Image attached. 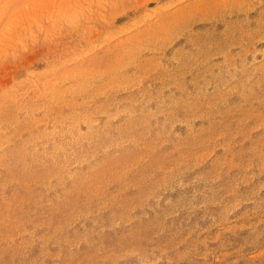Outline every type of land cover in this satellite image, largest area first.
I'll use <instances>...</instances> for the list:
<instances>
[{"label":"rangeland","instance_id":"rangeland-1","mask_svg":"<svg viewBox=\"0 0 264 264\" xmlns=\"http://www.w3.org/2000/svg\"><path fill=\"white\" fill-rule=\"evenodd\" d=\"M0 264H264V0H0Z\"/></svg>","mask_w":264,"mask_h":264}]
</instances>
